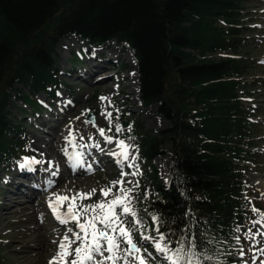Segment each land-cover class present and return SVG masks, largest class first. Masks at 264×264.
<instances>
[{"label": "trees", "instance_id": "trees-1", "mask_svg": "<svg viewBox=\"0 0 264 264\" xmlns=\"http://www.w3.org/2000/svg\"><path fill=\"white\" fill-rule=\"evenodd\" d=\"M244 1L0 0V167L23 148L21 129L7 116L9 93L44 110L47 104L35 96H55L58 43L71 36L92 47L114 40L135 60L141 103L155 105L168 122L151 134L133 121L121 135L131 137L127 142L148 161L169 145L168 183L155 174L149 190L137 192L138 216L149 226L150 214L160 215L161 230L173 239L185 234L187 223L214 258L205 264H239L233 237L237 226L243 230L250 206L241 166L255 138L251 110L239 92L248 67L236 53ZM73 60L80 63L79 55Z\"/></svg>", "mask_w": 264, "mask_h": 264}, {"label": "rangeland", "instance_id": "rangeland-1", "mask_svg": "<svg viewBox=\"0 0 264 264\" xmlns=\"http://www.w3.org/2000/svg\"><path fill=\"white\" fill-rule=\"evenodd\" d=\"M239 10L241 12L240 14L242 15V21H240L241 23L239 24L242 26L241 28L243 30V34L241 35L242 45L237 49L236 53L245 56L247 58L246 64L248 65L246 74L244 76V86L240 88L239 92L242 96L243 106L251 110L250 112L252 114L251 120L253 126L252 131L255 138L252 141L253 149L250 150V155L244 160V163L241 166L242 170L247 172V175L243 180L248 187L250 203L246 217V223L240 233L242 237L241 244L245 249L246 255L243 257V260L239 255H237L235 259L237 262H239V264H243V261H247V264H253V252L248 251V249L253 247L254 242L250 240H244L243 232L251 229V221L254 216H257L259 213L253 212L252 208L254 207L259 210V203L264 201V192L259 193L256 188V181L262 179L264 182V174L261 170L263 163L262 160L264 159V144L262 143V139L264 138V103L261 102V91L263 90L264 85L260 83L261 81L264 82V29L262 28L264 24V0H245ZM76 39L81 41L80 44H70L68 50L59 46V43L64 39L58 43L55 54V68L60 72V81L57 84L55 96L53 99L49 98L45 93H38L35 96L37 101L47 104L44 110L36 112L32 110L31 107L26 106L21 101H19V99L16 97L17 94L14 91L9 93L10 96L8 100V106L6 108L7 116H9V120L13 124H17L20 127V135L23 136V140L21 141L23 148L21 149V154L15 157L12 162H10L8 165L0 167V218L1 215L5 213L4 202L6 201V195L9 193V182L11 181L14 171H16V169L19 167L20 163H23L24 157H33L32 154H34L36 148L32 142L41 130H45L44 126H46L42 123V119L53 117L55 111H60L63 116L61 119L63 124L60 126L59 131L61 133L65 132L74 126L73 128L76 129L74 134L82 145L96 143L97 141L99 144H101V142L105 143L103 138L100 137L99 133L97 132V127L105 128L107 132L108 121L101 114L105 108H107L108 111L113 112L114 124L117 122V116L118 122L121 125L123 122H125L124 131L117 135L127 134L129 131L128 126L130 122L133 121H139V123H142L145 129L151 134H158L159 131L168 125V122L157 114L155 105L146 107L141 103L137 90L138 78L136 84L132 78L134 60L128 50L124 49L122 45L118 44L114 40L107 41L100 47H92L82 39ZM117 47H119V50L117 53H115V49ZM99 48H102L100 50L101 54H111L109 56L114 60V62L118 61V64H116L113 69L114 76L112 79L107 78L106 80H103V82L109 81L113 88H115V91H105L99 88H92L95 84L102 83L100 80L104 78L105 75L101 74L107 72L106 67H102L98 69V71L94 72L93 76L95 77L92 82H87L84 79V75L87 74V71L93 65V59H89V61H85V59H88L90 55H95L99 51ZM87 49H89L90 52H84V50L86 51ZM79 53L81 55L83 54V57L80 59V63H75L72 65L74 61V54L79 55ZM112 53H114V55H112ZM70 66H74L72 72L69 70ZM101 71L102 73H100ZM16 87L19 89L22 88L20 84L16 85ZM120 89H124V91H119ZM124 94L129 97L128 100L130 105L124 106L122 104L124 101ZM100 97L110 98L112 100V107H108L107 102H102ZM115 109H119V112L117 113ZM88 110H90V112H88ZM85 113H93L96 126L85 122L87 121V114ZM78 117L79 119H77ZM107 134H114V128L112 132H107ZM81 136L83 139L80 138ZM90 136L93 137L92 140H89ZM25 140L26 144H24ZM66 147L74 150L72 145H69V143H64L60 146V148ZM168 147V144L165 145V147L162 148V154L153 161H148L147 159L140 157V161L138 162L140 174L135 177L128 176L125 178L127 181L139 182L138 187H134L133 184L128 183L124 185L125 187H133L134 197H136L137 192L140 189L145 191L149 190L151 182L153 181L152 177L155 174L157 175L158 181L162 185H166L168 183L170 167ZM138 156H140V154H138ZM65 163L70 164L69 160L67 159L65 160ZM59 166L66 167L64 164L61 165V163ZM47 169H50V167ZM86 173H88L92 178L99 179L101 181L96 189L107 187L108 183L110 185L112 181L119 179L115 172L109 176L108 182L105 180L103 173L100 172L97 174L94 169ZM72 175L76 176V174ZM56 186L57 185L54 187ZM113 191L115 192V189H113ZM24 193L27 195L30 194L28 190ZM17 198L26 197L20 194ZM110 198L111 197H109V199ZM101 199L104 198L99 192H97L92 196L91 199H86L83 201V203L92 204ZM25 201L26 200H16L14 205H12L13 209H17L21 204L25 203ZM132 203L135 207V199L132 201ZM66 208L67 202L65 203L62 210H66ZM122 218L126 219L129 223L132 219L131 217ZM81 220L83 221V217ZM20 223H22V219H18L15 216L4 221L0 220V264H18V261L15 260V257L22 254L21 251L27 247L26 244L29 241V237H17L10 232V229L14 225H18ZM50 226L52 229H54L57 224L52 223ZM69 228H72L73 231H77L75 222H72L71 226L64 224L62 226L63 235L68 233L67 230ZM141 231H143L145 235H148V233L145 231L150 232L151 235H155V233H152V230L148 225H145ZM69 234L72 235V233ZM139 235V231H134L133 238L138 243V246H140L144 241L139 239ZM75 246L76 245H73V247ZM124 246L125 245L122 247ZM233 247V252L238 254L235 240L233 242ZM151 253L152 257L149 258L150 264H156V262L164 264L159 260V257L163 258L162 255L158 256L156 253H154V251ZM259 259L256 261V264H259Z\"/></svg>", "mask_w": 264, "mask_h": 264}, {"label": "snow or ice", "instance_id": "snow-or-ice-1", "mask_svg": "<svg viewBox=\"0 0 264 264\" xmlns=\"http://www.w3.org/2000/svg\"><path fill=\"white\" fill-rule=\"evenodd\" d=\"M102 102L106 101L108 107H112V100L108 97H100ZM118 113L119 109H115ZM90 112V110H88ZM87 114V113H85ZM108 121L107 132H112L114 135H108L105 128L97 127L99 136L103 138L106 144L115 143V149L108 154L116 158V163L121 167L135 169L134 171H121L120 178L112 181L107 187L90 191H79L71 196L61 193H53L52 198L47 201L48 207L52 214L61 224H68L70 221L75 222V226L79 231H73L72 228L67 230L72 233L71 237L66 233L59 241L56 255L50 260L49 264H150L152 253L148 252L147 248L138 246V243L133 238L134 231H139V239L150 241L155 251L162 255L167 264H205L206 261H213V256L207 255L204 250L197 244V235L192 231V226L185 223L181 230L183 235L173 239L168 231H162L164 221L158 214H150L152 231L155 235H145L141 229L145 227V222L139 219L138 213L132 203L135 199L133 195V187H125L126 183L133 184L134 187L139 186L138 181H127L128 176H137L140 174L138 161V147L129 144L127 139H121L117 134L124 131V126L118 122L113 123V112L107 108L101 113ZM79 119V117L77 118ZM86 123L96 126L94 118H89ZM131 130V126H128ZM83 139V137H80ZM93 137H89L92 140ZM72 147L75 149L76 135L72 129H69L68 135L65 137ZM80 147L100 148L97 141L92 145H82ZM65 155L73 168L86 167L87 171H92V164L85 165L83 152L73 151L69 154L67 147L63 149ZM41 161L35 157H24L23 163L19 164L21 169L28 168L32 170V165L40 164ZM51 166V162H49ZM52 175H57V172H52ZM115 189V192L113 191ZM99 192L104 199L98 200L92 204H84L83 201L91 199L94 194ZM109 197H111L109 199ZM67 202L65 211H61ZM119 209V211H118ZM253 212H260L256 208H252ZM190 215V213H186ZM83 217V221L81 220ZM131 217L129 223L126 219ZM253 225H261L264 227V213H261V219L253 220ZM237 235L233 237L237 246V253L243 260L246 255L245 249L241 244V228L236 227ZM257 237H264V231L259 228L253 232L248 229L243 232V239L253 241V247L248 251L253 252V264L259 259L257 253L264 256V248H256L255 245L260 241ZM78 242V243H77ZM121 244L125 245L121 247ZM76 245L75 247H72ZM107 253V254H105ZM71 257V259H69ZM100 257V259H97ZM216 264H220L216 261ZM247 264V261H243ZM259 264H264V259H259Z\"/></svg>", "mask_w": 264, "mask_h": 264}, {"label": "bare ground", "instance_id": "bare-ground-1", "mask_svg": "<svg viewBox=\"0 0 264 264\" xmlns=\"http://www.w3.org/2000/svg\"><path fill=\"white\" fill-rule=\"evenodd\" d=\"M262 28L264 29V24ZM80 42L81 41L79 39L70 37L62 40L59 43V46L68 50L70 44L79 45ZM102 48H99V51L96 53L97 56L101 54L100 50ZM118 50L119 47L115 49V53H117ZM87 52H90V50L87 49ZM109 55L111 54L107 53L101 55V58L105 60L106 63H97V61L93 62V65L87 71V74L84 75V79L87 82H92L94 80V72L98 71V69L108 66L112 67L115 62ZM112 55H114V53H112ZM93 56L94 58H96L95 55ZM113 72V69L105 72L107 74L101 72V75H105V77L100 80L102 83H97L92 88H99L105 91H115V88H113L112 84L109 81L103 82V80H106L107 78L112 79V77L114 76ZM132 78L136 84L138 73L134 61ZM260 83L264 85V82L261 81ZM119 91L123 92L124 89H120ZM128 99L129 97L124 94V101L122 102L124 106L130 105ZM261 102L264 103V88L261 91ZM62 117L63 116L60 111H55L53 117L42 119V123L46 125L44 126L45 130H41L32 142L36 148L32 156L37 160H40L41 163L32 165V170H29L28 168L21 169L20 167H18L16 171H14V174L11 177V181L9 182V193L6 195V201L4 202L5 213L1 215L0 220L4 221L13 216L18 219H22V223L14 225L10 229V232L17 237H29V241L26 244L27 247L24 248L23 251H21L22 254L15 257V260L18 261V264H49V260L54 255H56L59 241L64 236L62 232V226L64 224H61L56 219V217L52 214L51 209L48 207L47 201L49 198H52L53 193L67 194L71 196L73 193L79 191H90L94 187L96 188L101 182L99 179H94L88 173H86L89 172L86 170V167L73 168L71 164L65 163V160H68V157L63 151L64 148H60V146L64 143H69L67 140H65V137L68 135L69 130L62 133L59 131L60 126L63 124V121L61 120ZM73 127L71 129L74 132L76 131V129ZM262 143L264 144V138L262 139ZM75 144L77 145V147L74 150L67 147L69 154H71L73 151L83 152V160L85 165L89 163L92 164V169H94L97 174H99L100 172L103 173L107 182L109 176L114 172L116 173L117 177L120 178L122 170H135L128 169L127 167L121 168L116 163V158L108 154L111 150L115 149V143L109 145L101 142L100 148H83L80 147L82 146V144L76 137ZM92 144L94 143H89L88 145ZM139 161L140 156H138L137 163ZM262 161L263 163L261 170L264 174V159ZM49 162H51V166ZM60 163L61 165L64 164V166L66 167H60ZM48 167H50V169H47ZM54 171L57 172V175H52V172ZM72 174H76V176ZM55 185L57 186L54 187ZM256 188L259 193L264 192V182L262 181V179L256 181ZM27 190L30 192V194L28 195L24 193ZM20 194L24 195V197L26 198H17ZM16 200L26 201L17 209H13L12 205H14ZM258 207L260 212L257 216H254L252 221L261 219V213H264V201L262 203H259ZM61 211L65 210L61 209ZM252 221L251 229L253 230V232H255L258 228L261 231H264V227H261V225L258 224L253 225ZM52 223L57 224L54 229H52L50 226V224ZM68 225L71 226L72 222L70 221ZM77 231H79V229H77ZM67 234L71 237L69 233ZM257 240H259L260 243L256 244V248H264V237H257ZM122 246L123 244H121V247ZM140 246L142 248H148V251H154L156 255L161 256V254H157L150 241H143ZM257 256L260 259H264V256L259 253H257ZM69 259H71V257H69ZM97 259H100V257H97ZM159 260L164 264H167V262L164 261L163 258L159 257Z\"/></svg>", "mask_w": 264, "mask_h": 264}, {"label": "water", "instance_id": "water-1", "mask_svg": "<svg viewBox=\"0 0 264 264\" xmlns=\"http://www.w3.org/2000/svg\"><path fill=\"white\" fill-rule=\"evenodd\" d=\"M89 118H93V115L91 113L87 114V119H89Z\"/></svg>", "mask_w": 264, "mask_h": 264}]
</instances>
